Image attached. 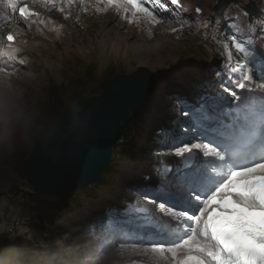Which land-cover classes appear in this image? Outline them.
I'll list each match as a JSON object with an SVG mask.
<instances>
[{
	"label": "rangeland",
	"instance_id": "374dc122",
	"mask_svg": "<svg viewBox=\"0 0 264 264\" xmlns=\"http://www.w3.org/2000/svg\"><path fill=\"white\" fill-rule=\"evenodd\" d=\"M24 2L39 11L41 18L53 21L47 27L38 26L39 31H35L37 26L21 31L15 23L11 25L21 46L14 51L5 45L4 35L9 29H0V53H3L0 67L6 69L0 72V79L13 90H23L24 111L33 117L27 134L36 133L40 128L35 122L34 107L43 88L49 83L71 88V77L76 71L85 70V65H97L101 73L113 65L118 74H131L140 66L148 67L155 74L156 90L138 110L134 140L129 143L119 140L114 149L116 163L109 174L112 183L95 186L93 191H77L71 209L60 214V219L45 232L35 226L31 203V194L35 191L24 179L20 167L10 160L17 143L26 135L17 126L12 137L13 150H0V244L13 246L16 252L9 259L0 255V264H61L66 259L76 264H131L133 260L145 264H175L170 253L160 257L158 254L137 256L130 249L120 251L119 244L124 243L121 225H115L113 234L106 231V225L110 219L122 218L124 205L140 199L138 191L132 188L134 172L145 166L143 171L151 172L152 184L141 189L153 186L155 154L170 150L172 144L171 136L167 142L162 138L166 132L183 135L182 127H191L193 108L203 103L213 116L232 118L233 106L239 100L234 101L230 92L235 91L238 97L241 94L228 83L235 77L227 71V61L221 53L223 41L230 33L217 21L237 3L255 16L261 0H181L188 11L181 13L179 22L172 17L173 7L166 5L168 11H159V5H155L161 19L156 25L142 18L139 23H130L111 9L96 12L91 3L87 12L83 5L74 3L65 4V13H60L49 11L42 3ZM196 5L205 9L203 26L191 14ZM68 12L71 16L65 19ZM16 18L19 19L18 15ZM55 26L59 27L56 31ZM173 28L178 31L173 32ZM247 63L253 76L248 89L262 96L264 70L252 66L251 56ZM100 93L95 87L93 95ZM204 97L210 99L202 100ZM116 198L117 202L111 201ZM131 243L134 242L125 244Z\"/></svg>",
	"mask_w": 264,
	"mask_h": 264
},
{
	"label": "snow or ice",
	"instance_id": "6c2138e0",
	"mask_svg": "<svg viewBox=\"0 0 264 264\" xmlns=\"http://www.w3.org/2000/svg\"><path fill=\"white\" fill-rule=\"evenodd\" d=\"M32 3H42L49 11L60 13H65V4L74 3L83 5L87 12L91 3L96 12L111 9L130 23H139L142 18L153 25L161 23L155 5H159V11H168L166 5L173 6L172 17L177 22L181 13L188 11L181 0H32ZM194 12L203 26V9L196 7ZM70 16L68 12L65 19ZM14 23L21 31L48 25L41 13L32 10L24 0H0V29H9L6 35L9 42L16 38L10 27ZM217 23L230 33L223 41L221 53L227 61V71L235 77L228 83L244 90L253 79L247 63L249 56L252 66L264 68V55H256L257 48L264 54V0L255 16L237 3ZM4 71L0 67V72ZM261 88L264 89V84ZM230 95L234 101L239 100L235 91ZM206 99L210 98H202ZM180 103L190 107L184 101ZM249 110L251 116L239 129L225 131L210 126L212 118L201 103L191 110L192 124L182 127L183 135L165 133L162 140L167 142L171 136V149L155 154L153 186L138 189L140 199L133 201L123 218L110 219L106 225L109 234L115 232L116 224L121 225V233L135 241L130 245L120 243V251L130 249L137 256L160 257L170 253L175 264H264V95L254 98ZM131 264L138 262L133 260Z\"/></svg>",
	"mask_w": 264,
	"mask_h": 264
},
{
	"label": "water",
	"instance_id": "95a60500",
	"mask_svg": "<svg viewBox=\"0 0 264 264\" xmlns=\"http://www.w3.org/2000/svg\"><path fill=\"white\" fill-rule=\"evenodd\" d=\"M155 83V74L140 66L116 74L99 95H75L82 103L75 123L65 106L32 135L31 152L20 165L27 183L37 194L64 203L96 186L113 165L122 126L154 94Z\"/></svg>",
	"mask_w": 264,
	"mask_h": 264
},
{
	"label": "trees",
	"instance_id": "16d2710c",
	"mask_svg": "<svg viewBox=\"0 0 264 264\" xmlns=\"http://www.w3.org/2000/svg\"><path fill=\"white\" fill-rule=\"evenodd\" d=\"M84 71V72H83ZM76 71L75 76H72V87L65 88L49 83L44 89L42 96L36 101L34 107V112L36 115V124L40 127L45 126L60 110H62L66 104L65 100L71 96L72 98L77 94H87L93 95L94 88L96 87L100 92L103 91L105 85L114 77L117 73L116 67L111 65L106 67L101 73V70L97 65H85V70ZM139 118L133 116L130 121L124 123L121 128L119 140L129 143L132 142L135 138L134 135L137 132V122ZM35 132H29L26 134L22 140H19L13 153H11V162H14L18 167L21 166L25 158L31 152V137ZM112 167L107 170L103 178L96 185V187L107 186L112 183L110 171L114 169L116 161L114 160ZM89 188L86 191H93L96 189ZM85 192V190H79V193ZM76 194V193H75ZM74 194V195H75ZM32 206L34 211V217L37 221L35 225L40 232H45L49 227L54 226V224L60 219V214L64 211L68 212L71 209V206L74 205V202L64 203L59 200L46 199L40 196L39 194L32 193ZM2 244V243H1ZM3 255L9 259L10 255H13L16 250L13 246L2 244Z\"/></svg>",
	"mask_w": 264,
	"mask_h": 264
},
{
	"label": "clouds",
	"instance_id": "9594fccd",
	"mask_svg": "<svg viewBox=\"0 0 264 264\" xmlns=\"http://www.w3.org/2000/svg\"><path fill=\"white\" fill-rule=\"evenodd\" d=\"M65 104L69 112L73 114V123H75L82 111L81 101L69 96ZM32 122L33 117L26 115L24 111L23 90H13L5 84L3 79H0V150L11 152L14 148L12 137L17 126L27 134ZM61 264H76V261L66 259Z\"/></svg>",
	"mask_w": 264,
	"mask_h": 264
},
{
	"label": "bare ground",
	"instance_id": "6f19581e",
	"mask_svg": "<svg viewBox=\"0 0 264 264\" xmlns=\"http://www.w3.org/2000/svg\"><path fill=\"white\" fill-rule=\"evenodd\" d=\"M163 1V0H162ZM29 6H30V8L32 9V10H34V11H37L35 8H33L30 4H29ZM195 7V6H194ZM193 7V8H194ZM195 9V8H194ZM194 12V10H192V12L191 13H193ZM203 14H204V10H203ZM43 16V15H42ZM194 16H196L197 18H199V16H198V14H194ZM49 23H50V25H51V23H53V21H50L49 19L47 20ZM40 27H41V25H40ZM58 26H55V31L57 30L56 28H57ZM39 27L37 28V29H35V31H39ZM58 29H59V27H58ZM41 32V31H40ZM6 35V34H5ZM118 41H120V40H118ZM5 45H7L8 46V50H12V51H14V49L16 48V47H18V48H21V46L19 45V43H18V39H15L13 42H9V41H5ZM260 50V49H259ZM9 63H11L10 61H9ZM14 66V65H13ZM261 70H264V68H261ZM250 89V88H249ZM249 89H248V86L246 85V89H244V90H241V89H238V90H240V94H244V93H246V94H248L249 95V98H252V94H255L256 95V93H250L251 91H249ZM255 89H253V91H254ZM241 96V95H240ZM239 96V97H240ZM257 96V95H256ZM241 98V97H240ZM250 100V99H249ZM244 102L245 100H241L240 102ZM240 102H237V103H235V106H233L235 109H233V116H235V115H237L236 117H238V119H243V118H246V117H249V115H250V111H249V109H247V111H246V108H243V107H241L240 105ZM245 112V113H244ZM233 120L234 119H228V124H230L231 126H233L235 123L233 122ZM147 183H149V184H152V180L150 179ZM117 198L116 199H113V200H111V201H114V202H117ZM124 209H127V208H124ZM99 239H101V238H99ZM119 240V239H118ZM166 247V246H165ZM138 262V261H137ZM144 263V262H143ZM143 263H141V261H139L138 262V264H143ZM145 264V263H144ZM150 264V263H149Z\"/></svg>",
	"mask_w": 264,
	"mask_h": 264
}]
</instances>
